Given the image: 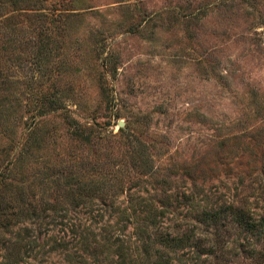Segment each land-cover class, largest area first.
Returning <instances> with one entry per match:
<instances>
[{"label": "rangeland", "instance_id": "1", "mask_svg": "<svg viewBox=\"0 0 264 264\" xmlns=\"http://www.w3.org/2000/svg\"><path fill=\"white\" fill-rule=\"evenodd\" d=\"M0 23V167L48 199L77 177L123 200L166 179L195 213L264 216V0H0ZM134 137L143 164L114 174L106 153Z\"/></svg>", "mask_w": 264, "mask_h": 264}, {"label": "trees", "instance_id": "2", "mask_svg": "<svg viewBox=\"0 0 264 264\" xmlns=\"http://www.w3.org/2000/svg\"><path fill=\"white\" fill-rule=\"evenodd\" d=\"M10 26L0 23V29ZM148 144L134 137L127 156L106 153L114 174L119 162L139 168ZM16 164L0 167V264L41 263L52 253L66 264H264V216L241 203L195 213L193 188L166 179L147 188L139 177L127 200L79 177L61 189L64 199H48L33 182L23 183ZM179 184L180 193L174 191ZM222 232L237 234L228 243Z\"/></svg>", "mask_w": 264, "mask_h": 264}, {"label": "water", "instance_id": "3", "mask_svg": "<svg viewBox=\"0 0 264 264\" xmlns=\"http://www.w3.org/2000/svg\"><path fill=\"white\" fill-rule=\"evenodd\" d=\"M122 124H123V123H122L121 121L118 123L119 126H122Z\"/></svg>", "mask_w": 264, "mask_h": 264}]
</instances>
